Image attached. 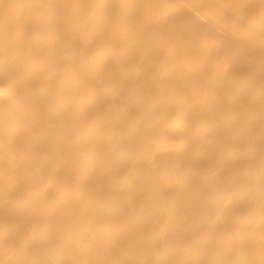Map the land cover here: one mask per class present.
I'll list each match as a JSON object with an SVG mask.
<instances>
[{
  "label": "bare ground",
  "instance_id": "6f19581e",
  "mask_svg": "<svg viewBox=\"0 0 264 264\" xmlns=\"http://www.w3.org/2000/svg\"><path fill=\"white\" fill-rule=\"evenodd\" d=\"M0 264H264V0H0Z\"/></svg>",
  "mask_w": 264,
  "mask_h": 264
}]
</instances>
